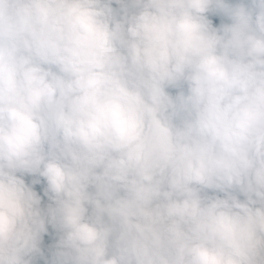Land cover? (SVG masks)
I'll list each match as a JSON object with an SVG mask.
<instances>
[{
  "label": "clouds",
  "instance_id": "obj_1",
  "mask_svg": "<svg viewBox=\"0 0 264 264\" xmlns=\"http://www.w3.org/2000/svg\"><path fill=\"white\" fill-rule=\"evenodd\" d=\"M0 264H264V0H0Z\"/></svg>",
  "mask_w": 264,
  "mask_h": 264
}]
</instances>
